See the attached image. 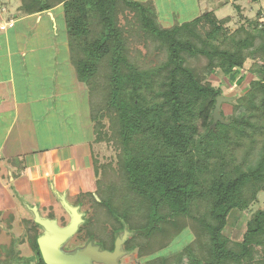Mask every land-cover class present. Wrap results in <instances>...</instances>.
Returning a JSON list of instances; mask_svg holds the SVG:
<instances>
[{"label":"trees","instance_id":"1","mask_svg":"<svg viewBox=\"0 0 264 264\" xmlns=\"http://www.w3.org/2000/svg\"><path fill=\"white\" fill-rule=\"evenodd\" d=\"M62 9L94 141L115 152L105 161L94 153L95 189L74 203L90 210L76 240L111 250L126 225L140 231L124 243L134 264H264V208L240 240L224 234L230 212L249 209L264 191L261 11L230 30V17L213 11L163 27L152 0H66ZM247 61V90L230 114L221 107L223 122L212 128L222 91L210 76L241 83ZM40 232L26 221L27 264H45ZM183 232L190 239L165 255Z\"/></svg>","mask_w":264,"mask_h":264},{"label":"crops","instance_id":"2","mask_svg":"<svg viewBox=\"0 0 264 264\" xmlns=\"http://www.w3.org/2000/svg\"><path fill=\"white\" fill-rule=\"evenodd\" d=\"M65 1L0 0V22L11 23L0 30V250L7 262L19 263L18 246L29 245L22 239L29 207L47 216L58 197L72 202L95 189L94 130L86 85L70 61ZM198 2L161 17L213 11L224 18L217 13L229 3L242 21L248 17L236 0L204 10Z\"/></svg>","mask_w":264,"mask_h":264},{"label":"rangeland","instance_id":"3","mask_svg":"<svg viewBox=\"0 0 264 264\" xmlns=\"http://www.w3.org/2000/svg\"><path fill=\"white\" fill-rule=\"evenodd\" d=\"M216 0H199L198 5L201 4V8L204 10L205 5H213V3ZM156 3L158 5L160 19H161V25L163 27H170L174 23L183 22L185 20H189L191 17L195 15L193 11H182L184 12L183 15L176 16V15H169L166 19L162 18V14H169V9L174 10L175 8L182 7L189 10V6H193L191 8H195V0H156ZM236 3L240 4L241 6H244L243 12L246 16L245 18H251L255 16L256 12L259 9H262L264 13V0H258L257 2H250L247 0H236ZM260 6H263L260 8ZM219 17L223 16H231L233 17V21L228 24V28L230 30L235 29L241 22L242 18H239V12L237 10V7L233 5L232 3L227 4L221 10L217 13ZM240 17H241V11H240ZM262 20L264 21V16L262 17ZM251 65L250 61H247L243 67L242 73L245 74V80L241 83H229L226 78L221 74V72H217L216 75L210 76L211 81L215 85H220L222 94L225 96H231L233 98L239 97L242 95L248 87V82L252 79V75L249 72V67ZM222 112L224 115H228L233 110V105L227 102H223L222 105ZM94 153L97 154V157L100 159V161H105L107 158L114 157V150L112 147H108L105 143L101 144H94L93 145ZM71 203H75V200L72 199ZM59 203V202H58ZM259 208H264V191H261L258 193V199L255 203H253L249 209L245 211L240 210H233L230 212V215L228 217L227 224L224 228V234L229 236L230 238L234 240H240L242 238L243 232L246 227L247 220L253 215L255 210ZM80 210L85 213V217L89 215V211L87 208V204H83L80 206ZM55 211V212H54ZM51 212H53L54 217L58 219V222L62 225L65 224L68 221V216L61 207V205L58 206V204L53 207V210L51 209ZM43 213V212H42ZM27 217L31 216V213L26 214ZM46 216V214H45ZM29 219V220H30ZM190 239V234L188 232H183L181 235H179L172 244L165 250V255L173 254L181 249V247ZM26 242V241H24ZM84 244L80 240H76V235L70 240L66 248H72L78 245ZM19 249V263L15 262H7L3 261L1 250H0V264H27V260H32L30 255L33 254V251L29 247V245H26L24 247L18 246ZM137 258L134 251H131L129 254L124 256L121 259V264H134L136 262Z\"/></svg>","mask_w":264,"mask_h":264},{"label":"water","instance_id":"4","mask_svg":"<svg viewBox=\"0 0 264 264\" xmlns=\"http://www.w3.org/2000/svg\"><path fill=\"white\" fill-rule=\"evenodd\" d=\"M223 102L231 103L233 97L223 94L216 97L212 112V128H215L217 122H223L221 115ZM58 198L59 204L68 216V221L64 225H61L56 217L41 215L37 206L29 207L33 221L41 230L37 236V244L45 264H120V260L130 252L124 247L125 241L140 231H131L124 225L115 236L112 250L104 249L93 240L66 248L85 222V213L80 210L79 204L69 202L64 196Z\"/></svg>","mask_w":264,"mask_h":264},{"label":"built area","instance_id":"5","mask_svg":"<svg viewBox=\"0 0 264 264\" xmlns=\"http://www.w3.org/2000/svg\"><path fill=\"white\" fill-rule=\"evenodd\" d=\"M11 24L10 22L7 23V22H0V30H3L5 29V27H7V25Z\"/></svg>","mask_w":264,"mask_h":264},{"label":"flooded vegetation","instance_id":"6","mask_svg":"<svg viewBox=\"0 0 264 264\" xmlns=\"http://www.w3.org/2000/svg\"><path fill=\"white\" fill-rule=\"evenodd\" d=\"M73 204H74V203H73ZM62 225H64V224H62ZM112 249H113V248H112ZM112 249H111V250H112ZM125 249H126V248H125ZM108 250H109V249H108ZM128 250H129V249H128ZM130 252H131V250H130ZM130 252H129V253H130ZM129 253H128V254H129ZM120 264H121V260H120Z\"/></svg>","mask_w":264,"mask_h":264}]
</instances>
